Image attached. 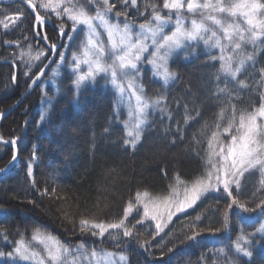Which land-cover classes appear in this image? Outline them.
I'll return each mask as SVG.
<instances>
[{
	"label": "trees",
	"instance_id": "16d2710c",
	"mask_svg": "<svg viewBox=\"0 0 264 264\" xmlns=\"http://www.w3.org/2000/svg\"><path fill=\"white\" fill-rule=\"evenodd\" d=\"M48 2L32 0L39 13L52 21L40 27L39 34L56 45L60 41L57 31L63 26L61 54L72 22L66 15L57 17L51 8L40 7ZM163 2L136 0L132 5L130 0H109L114 8L108 16L143 24L153 20V6L161 16H169ZM73 4L84 6L89 15L95 14L97 6L103 7L72 0L58 10ZM34 23L25 5L0 3V114L17 102L46 63L48 57L42 56L36 62L34 51L50 54L36 38ZM82 37L83 28L69 45L56 86L45 85L52 78L50 70L24 103L0 122V138L15 140L19 149L16 166L0 175V253L12 252L21 240L43 252L32 240L38 230L76 253L82 244L89 252L123 254L127 264H264V235L257 231L259 222L250 220L264 217V176L259 170L246 172L240 188L232 186V196L222 188L213 191L162 231L145 217L137 202V193L140 198L144 193L160 200L173 197L184 184H192L211 170L207 161L212 133L221 132L220 143L225 144L236 134L223 132L233 110L238 120L241 112L258 108L264 97V48L241 75L246 89L234 98L220 89L219 64L203 54L171 60L169 69L175 77L167 84L154 77L150 68L143 69L144 96L156 104V110L133 146L125 143L128 137L122 123L126 114L120 111L118 95L104 87V79L79 90L74 86L70 61L80 51ZM13 155V149L0 144V169ZM233 199L238 204L229 208ZM129 204L132 211L125 218ZM82 219L104 224L124 219L132 235L124 237L123 229L93 235L98 230H82ZM241 231L248 237L250 257L235 252L233 242ZM193 233L198 234L196 238L188 239Z\"/></svg>",
	"mask_w": 264,
	"mask_h": 264
},
{
	"label": "snow or ice",
	"instance_id": "6c2138e0",
	"mask_svg": "<svg viewBox=\"0 0 264 264\" xmlns=\"http://www.w3.org/2000/svg\"><path fill=\"white\" fill-rule=\"evenodd\" d=\"M28 4L35 8L32 0H27ZM132 5L136 4V0H130ZM65 3H72V0H49L47 4L42 3L41 8H51L57 17L66 15L72 22L73 32L77 31L79 26L86 27L87 34L86 40L80 45V53H73V70L79 72L80 65L85 64L88 66V72L82 75H77L73 83L77 90H79L82 82L85 80H95L96 75L103 73L110 76L112 85L121 94V100L126 91L123 79L129 73H138V63L141 61L144 53L149 52V48L153 49L151 58L148 63L152 65L154 72L158 75L165 84L175 77V73L170 72L168 68V58L174 51L186 45L188 41L203 40L204 44L211 48H218L221 55L218 58L221 63V69L228 73L233 79L241 71L244 61H240V66L233 69L231 60L232 57H225V44L222 43L221 38L217 36L215 31H211L203 22L198 23L192 20L191 29L186 30L182 26L181 17L178 15L176 20L175 30L171 34H165V27L170 23L171 17L165 18L156 11L153 6V20L156 26L152 27L151 23L139 25V31L133 35V25L125 22L123 28L118 23H111L106 17L112 13L114 5L109 3V0H88V3L103 5V7H96L95 14L89 15L84 6H77L73 4L72 7H63L62 11L58 10ZM163 8L176 10L179 12L183 8L181 0H164ZM201 9L215 11L219 13H227L231 17H243L248 25L247 29H242L240 24H228L224 26L220 19L213 15L206 17L211 20L215 25L220 26L223 31V37L227 40L228 44L233 45V50L241 47L242 42L245 41L244 32L249 33L248 40L255 42L257 39L264 38V19H258V14L264 15V3L260 0H237L236 3L231 4L229 7H220L219 0L213 4L208 0L204 4L196 3V0H187V10L189 12H197ZM119 17L120 13L116 14ZM126 15V14H125ZM36 19L41 20L39 14H36ZM98 22V23H97ZM7 27V25H5ZM102 28L107 36V46L101 39L100 32L97 28ZM211 31V35L205 38L206 33ZM61 34H64L63 26L60 27ZM47 39V37H44ZM235 38V39H234ZM69 39H72L69 36ZM150 41V44H149ZM54 48L55 45H52ZM30 54V53H29ZM38 58V57H37ZM111 59V63H103L105 59ZM61 54V60H63ZM217 59V57H213ZM251 59V57H248ZM14 79V77H13ZM138 79V77H136ZM127 90L129 92V99L135 97V117L136 122L133 125V130L128 131V135L132 137L130 141L126 140L125 143H131L135 146L136 142L140 140L141 125L145 123L147 109L151 107L148 101L137 92H143V87L135 83V79L127 81ZM159 103V101H156ZM130 117L132 113L130 112ZM223 113H221V116ZM127 127V124L125 125ZM219 128V125H217ZM235 131V135H231L230 143H220L222 133L217 131L213 132L211 139L208 140L209 155L207 164L211 170L206 171L204 177L197 178L193 181L191 188H185L183 200H178L175 204V211L182 212L187 208L192 207L202 196L210 190H221L228 196H232V186L238 190L240 188V178L246 172L251 170H259L260 174L264 176V97H261V102L258 108L251 112H241L237 120L236 112L233 110L232 118L228 122V126L223 129L224 133H231ZM11 144L15 145L16 141L12 140ZM15 154L13 160H15ZM216 158V162H213ZM31 165H29V175H31ZM264 184V180L261 181ZM147 196V193L143 194ZM141 194L137 193V202H140ZM264 204V201L261 202ZM238 204L236 199L232 200L229 208ZM239 207L244 209V205L240 204ZM247 210V209H245ZM132 211V205L125 209L124 216L127 218L128 214ZM149 205L144 204V215H150ZM175 213L169 212L168 219L170 220ZM152 219H157L155 215ZM196 220L199 221L200 217L197 216ZM139 223V221H138ZM82 230L91 228L98 230L93 231V235L103 236L110 229H123V236L129 237L132 235L131 231L125 227V220L121 219L117 223H96L87 220L80 221ZM224 227H228V218H224ZM156 228L162 231V227L157 223ZM219 231V230H217ZM257 231L264 232V225H261ZM197 233H193L188 239H195ZM32 240L38 242L43 250L44 255L40 252L34 251L30 244H26L23 240L18 241L13 253H8L9 259H19L20 261L33 262V264H118L117 259H114L112 252L104 251L98 253L95 249L89 252L84 245L77 246L78 255L73 257L71 261L67 257L71 254V250L62 245L60 241L50 235H44L38 230L33 233ZM248 243V237L241 231L233 242L235 252L242 253L250 257L251 252L248 251L245 244ZM224 253V249L219 250ZM0 253V256H4ZM119 262H126L128 257L121 254L118 257Z\"/></svg>",
	"mask_w": 264,
	"mask_h": 264
},
{
	"label": "rangeland",
	"instance_id": "374dc122",
	"mask_svg": "<svg viewBox=\"0 0 264 264\" xmlns=\"http://www.w3.org/2000/svg\"><path fill=\"white\" fill-rule=\"evenodd\" d=\"M181 2L183 4V8L179 12H177L176 10L169 11L168 15L171 17V19H170V23L164 29L165 34H171V32L175 30L176 20H177L178 15L181 17L182 26L186 30L191 29L192 20H196L198 23L203 22L206 25V27H208L211 31H215L217 33V36H219L221 38L222 43L225 44V52L223 54L225 55L226 58L232 57L231 64H232L233 69L240 66L241 60L244 61V65L241 68V71L237 74L236 78L233 79L228 73H225L221 69V63L222 62L218 59L221 55L220 49L211 48V47L205 45L204 41L201 39L198 41H188L184 47L174 51L172 53V55L168 58V68H169L170 61L173 60L174 58L178 57L179 55L180 56L182 55L183 59H186V60L191 59V58H195L196 56H199L200 54L206 55L208 58L207 60H209L212 63H218L220 66V72L221 73H220L219 77L217 78V82L218 83L223 82L222 85L220 84V89L223 91V94L225 93L226 96H232L233 98L237 97L241 91L246 89V81L241 80V75L244 73L248 64H250L253 61L254 57L264 48V38L257 39L253 43V42L248 40L249 33L247 31H245L244 32L245 41L242 42L241 47L239 49L233 50V45L228 44L227 40L224 39L223 31L220 28V26L215 25L211 20H207L206 17L209 15L215 16L217 19H220L222 21V23L224 24L225 27H227L228 24H240L242 29H247L248 25L244 21L243 17H239V16L238 17H231L227 13H219V12H215V11H209L206 9H201V10L193 13V12H189L187 10V0H181ZM206 2H208V0H196V3H198V4H204ZM210 2L213 4H216L217 0H210ZM236 2H237V0H219V5H220V7H229L231 4L236 3ZM260 2L264 3V0H260ZM169 16H163V17H165L167 19V18H169ZM106 18L109 19V21L111 23H118L120 25V27L123 28V25L125 22H119L118 19H116L114 21L111 18H109V16H107ZM258 19H264V15L258 14ZM146 23H151L152 27L156 26V22L154 20H151V21L146 22ZM43 24H44V22H42V25ZM130 24L133 25V35L135 36V33H137L139 31V25L140 24H133V23H130ZM143 24H145V23H143ZM44 26H45V24H44ZM44 26H40V27H42V29H43ZM81 28H83V37L79 40V46L85 42L86 34H87L86 27L79 26L77 31H75V32H73V30H72V33L68 34V36L66 38L67 42L63 47V49H64L63 52L61 53V54H63L64 58H65L66 52L69 49V45H71V42L75 38V34ZM97 31L100 32L101 39L104 41L105 46H107L106 33H104L103 29L99 28V27L97 28ZM211 31L204 34L205 38H207L208 36L211 35ZM41 36L43 37V34ZM69 36H71L72 39H69ZM149 44H150V41H149ZM79 50H80V48H79ZM152 51H153V49H151V47H150L149 52L144 53L141 61L138 63V68H139L138 73H135V74L129 73V75L123 79L122 82L125 84V88H126V91L123 95V100H121V94L119 93V91L112 85L110 76H106L103 73L96 75V78L94 81L93 80H85L84 82H82V84L80 86V88H82V87L88 86V85H96L97 82L104 79V87L110 88L111 90L116 92V94L118 95V105H119L120 111H124L126 114V119H125V121H123L122 125L124 126V128L126 130V134H127L129 141L132 139V137H130L128 135V131L133 130V125L136 122L135 111H134L135 107H136V100H135L134 96L131 97V99H129V92L127 90V81L131 80V79H135V83L138 85H141L143 87L142 82H141V78L143 75L142 74L143 69H145L146 67L150 68L154 77L162 80L158 75L155 74L152 65L148 63V60L151 58V52ZM79 53H80V51L77 54L79 55ZM61 54L58 55V58H57L55 64L51 68L52 78L48 79L47 82L45 83V85L51 84L52 86H56V79L62 75V69H63L65 60L64 59L61 60ZM32 55L34 56V60H36V62H39L40 61L39 58H41V56L44 57V59L46 60L47 57L49 58L51 54H49L48 51H44V50L40 49V50L34 51V54H32ZM213 57H217V59H213ZM248 57H251V59H248ZM70 62L73 64L75 63V61H73V59H71ZM103 63H111V59L110 58L105 59L103 61ZM69 70H70V72L74 78V81H75L77 78V75H82V74H85L88 72V66L85 64H81L79 72L74 71L72 66L69 68ZM169 71H170V69H169ZM136 77H138V79H136ZM74 86H75V84H74ZM75 88H76V86H75ZM137 94L141 95L144 100L148 101L144 96V92L138 91ZM149 104L151 105V107L147 109V115L145 118V123L141 125L140 139H141L143 130L146 129L150 125L149 117L151 115V112L156 110V108H155L156 104H152L150 102H149ZM130 112L132 113L131 117L129 115ZM126 124H127V127H125ZM139 141H137L136 144ZM230 141H231V138L225 144L230 143ZM215 162H216V158H215ZM191 186H192V184H184L180 189H178L177 193L173 197L165 198L162 200H160L158 198L148 197V196H144L143 198H140V202L142 204L143 209H144V204L149 205V210H150L151 214L147 218L152 220L155 225H157V223H159L163 229L165 226H167L169 223H171V221L175 217H177V216L191 210L192 208H194L195 205L204 196H206L207 194H209L213 191H216V190H210L208 193H206L204 196H202L201 199H199L192 207L187 208L182 212H176L175 211L176 202L178 200L184 199L185 188L190 189ZM221 188H222V186H221ZM169 212L175 213L174 215H172L170 220L168 219V213ZM153 215H155L157 217V219H152ZM250 220L254 221V222H259V224L257 226L258 229L261 227V225H264V217H255L254 219H250ZM245 222L249 223L250 221L246 220ZM258 232L264 235V232H261V231H258ZM39 246L42 248V246L40 244H39ZM245 247H246V244H245ZM32 250L40 252L41 255L45 254L44 250H43V252H41L38 249H34V248H32ZM13 252H14V250L10 253H13ZM7 254H5L4 256H0V264H33V262L20 261L19 259H9ZM77 255H78V252L76 253L75 251L71 250V254L67 257V260L71 261L73 259V257H76ZM118 257H119L118 254H114L113 258L117 259L118 264H127V261L126 262H119ZM82 264H86V262L82 261Z\"/></svg>",
	"mask_w": 264,
	"mask_h": 264
},
{
	"label": "water",
	"instance_id": "95a60500",
	"mask_svg": "<svg viewBox=\"0 0 264 264\" xmlns=\"http://www.w3.org/2000/svg\"><path fill=\"white\" fill-rule=\"evenodd\" d=\"M9 2L10 3L19 2V3L23 4V5H25L30 10V12L32 13L33 17L35 18V23H34L35 36L40 42H42L50 50L51 55H50L49 59L47 60V62L42 67V69L38 72V74L30 82L26 92L17 100V102L12 107H10L6 112L0 114V122L3 119H5L7 116H9L15 109H17L19 106H21L24 103V101L27 99V97L30 95L32 90L35 87H37L38 84L45 78V76L47 75V73L49 72L51 67L55 64V62H56V60L58 58V55H59V51H60L61 47L63 46L64 39H65V32H64V34H61L60 30H58L57 32L60 34V41L53 48L52 45L48 42V40L45 39L44 37L40 36V34L38 32L42 22L52 24V21L50 19H47V18L43 17L39 13V11L37 10L36 7L33 9L32 6L30 4H28L27 0H0V3H9ZM37 13L41 17V20H37L36 19V14ZM52 27H53V25H52ZM11 141L10 140H4V139L0 138V144L13 149L15 157H16L15 160H13V158H12L10 163L5 168L0 169V175L8 173L18 163V159H19L18 145L16 143H15V145L11 144L10 143Z\"/></svg>",
	"mask_w": 264,
	"mask_h": 264
}]
</instances>
